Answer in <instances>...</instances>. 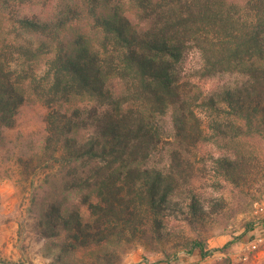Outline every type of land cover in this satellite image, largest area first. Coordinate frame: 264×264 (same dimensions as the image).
Returning <instances> with one entry per match:
<instances>
[{"label":"trees","instance_id":"obj_1","mask_svg":"<svg viewBox=\"0 0 264 264\" xmlns=\"http://www.w3.org/2000/svg\"><path fill=\"white\" fill-rule=\"evenodd\" d=\"M224 1L0 0V166L14 159L0 177L38 161L27 205L58 250L49 264H103L110 237L119 247L147 224L160 237L175 193L173 160H157L166 145L264 137V0H238L235 15ZM192 48L197 77L229 82L188 90L179 67ZM233 159H215L227 179ZM186 199L184 219L199 220ZM205 245L189 251L205 258Z\"/></svg>","mask_w":264,"mask_h":264},{"label":"rangeland","instance_id":"obj_2","mask_svg":"<svg viewBox=\"0 0 264 264\" xmlns=\"http://www.w3.org/2000/svg\"><path fill=\"white\" fill-rule=\"evenodd\" d=\"M196 1L199 4L204 0ZM216 2V7L225 4L224 0ZM239 6L240 1L228 0L225 9L235 15ZM133 17L138 19L135 13ZM236 21L241 24L242 20ZM222 27L221 24L219 28ZM200 67L201 59L195 48L188 49L179 70L187 89L197 88L194 94L200 91L208 95L229 82L228 74L205 79L197 77L195 74ZM195 113L206 122L202 113ZM165 121L169 122L167 118ZM39 137L40 134L34 139ZM24 141H18L17 145H23V152H27L28 140ZM166 148L170 151L165 150L157 160L167 163L173 160L175 193L173 208L168 212L160 237L148 224L142 227L144 234L140 239L127 235V243L119 247L114 237H110L105 254L102 251L103 257L100 255L104 258L103 264H264V137L173 143ZM223 154L234 158L235 169L230 179L215 160ZM13 161V157L6 159L1 169ZM18 163L20 169H16L18 174L14 178L0 177V264H49L58 250L48 254L44 244L49 240L41 236L44 227L37 226L41 216L38 210L29 213L27 205L30 182L35 179L29 178L30 170L38 161L22 159ZM191 196L198 201L203 215L199 220L187 222L184 218L189 213L186 206L189 200L186 198ZM59 228L57 243H62L68 237ZM197 240L206 244L204 251L208 255L205 258L200 257L198 250L189 251L190 243Z\"/></svg>","mask_w":264,"mask_h":264}]
</instances>
